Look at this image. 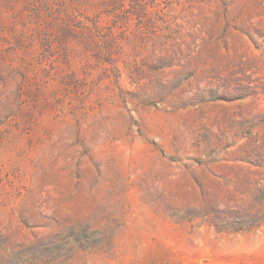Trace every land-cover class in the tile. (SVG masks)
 <instances>
[{
    "label": "rangeland",
    "instance_id": "1",
    "mask_svg": "<svg viewBox=\"0 0 264 264\" xmlns=\"http://www.w3.org/2000/svg\"><path fill=\"white\" fill-rule=\"evenodd\" d=\"M0 264H264V0H0Z\"/></svg>",
    "mask_w": 264,
    "mask_h": 264
}]
</instances>
